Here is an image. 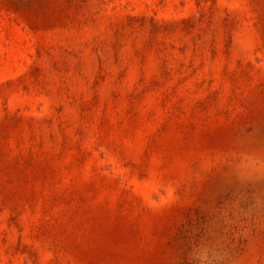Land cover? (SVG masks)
I'll return each instance as SVG.
<instances>
[{
  "label": "rangeland",
  "instance_id": "obj_1",
  "mask_svg": "<svg viewBox=\"0 0 264 264\" xmlns=\"http://www.w3.org/2000/svg\"><path fill=\"white\" fill-rule=\"evenodd\" d=\"M0 264H264V0H0Z\"/></svg>",
  "mask_w": 264,
  "mask_h": 264
}]
</instances>
